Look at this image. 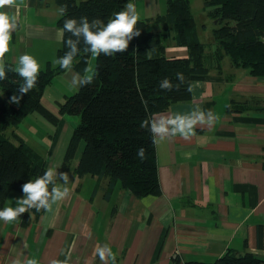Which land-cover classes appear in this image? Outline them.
Masks as SVG:
<instances>
[{
  "label": "crops",
  "instance_id": "0c3cea01",
  "mask_svg": "<svg viewBox=\"0 0 264 264\" xmlns=\"http://www.w3.org/2000/svg\"><path fill=\"white\" fill-rule=\"evenodd\" d=\"M59 8L56 0H23L19 7L0 9L17 18L4 66L16 68L22 54L33 56L40 69L55 65L63 38L57 26ZM198 13L194 17L199 39L209 43L215 20L204 6ZM149 17L140 19H153ZM160 29L159 25L154 31ZM166 56L185 58L187 50L169 41ZM208 61L209 75L192 82L191 99L155 115L159 120L211 110L217 117L211 126L198 124L190 140L177 136L155 143L160 194L136 198L115 187L106 197V180L73 172L81 144L67 172L66 199L28 225L21 224L23 214L12 222L0 220V264L17 258L21 264L25 258L38 264L65 259L68 264H102L96 249L104 245L115 254V264H173L176 254L183 261L212 263L227 252L264 260V76L233 66L227 56ZM75 73L72 69L60 75L72 80ZM47 90L43 104L55 111L64 99L46 102ZM31 116L35 114L15 131L35 148L19 130ZM64 117L49 135L44 156L46 168L58 173L71 136L64 145ZM204 119L209 120L207 113ZM54 153L60 161L53 162ZM22 197L10 193L4 207H16L15 200Z\"/></svg>",
  "mask_w": 264,
  "mask_h": 264
},
{
  "label": "trees",
  "instance_id": "16d2710c",
  "mask_svg": "<svg viewBox=\"0 0 264 264\" xmlns=\"http://www.w3.org/2000/svg\"><path fill=\"white\" fill-rule=\"evenodd\" d=\"M67 11L57 20L62 29L65 19L87 17L89 22L107 20L133 0H56ZM208 16L215 20L209 43L201 42L189 0H166V9L153 19H139L135 28L138 37L129 41L123 53L96 58L92 84L79 87L72 95L58 103L57 113L43 104L46 88L64 71L49 63L40 69L36 86L18 104L10 98L19 94L22 83L12 65H5L6 79L0 81V210L10 193L23 195L21 186L30 179L42 176L47 170L44 155L23 140L16 131L26 117L38 114L54 129L63 115L78 116L68 141L60 172L67 173L82 144L76 176H92L107 181L105 196L115 187L128 191L136 198L160 194L157 176L156 147L153 137L141 124L155 120V115L166 112L172 105L191 99V84L204 80L210 72L209 59L219 61L227 56L232 65L248 70L253 76H264V0H203ZM160 23L159 31L150 30L149 23ZM76 40L64 32L57 56L69 49L64 41ZM169 41L185 47V58H168ZM214 46V48H213ZM80 49L73 62V70L84 73L90 54ZM183 73L184 82L176 79ZM164 78L178 87L161 90ZM232 107V106H230ZM140 147L145 158L137 156ZM58 180V179H57ZM56 180V182H57ZM52 186V185H49ZM44 212L30 209L22 216L21 224L28 225ZM173 264H264L251 254L237 256L227 252L215 262L183 261L177 254Z\"/></svg>",
  "mask_w": 264,
  "mask_h": 264
},
{
  "label": "clouds",
  "instance_id": "9594fccd",
  "mask_svg": "<svg viewBox=\"0 0 264 264\" xmlns=\"http://www.w3.org/2000/svg\"><path fill=\"white\" fill-rule=\"evenodd\" d=\"M22 3L23 0H19V3L18 0H0V9L19 7ZM66 11V6L58 9L62 16ZM139 19L140 14L133 3H126L121 11L114 13L107 20V23L100 19H93L89 22L87 17H80L78 20L75 18L65 19L61 34L63 35L64 32L71 33L73 37H76V40L67 38L64 41L69 50L63 56L56 58L54 63L63 70L72 71L74 59L80 52L78 44L81 38L85 45L84 52L89 53L93 59L98 58L101 54L112 56L116 53L125 52L129 41L140 35V31L135 28ZM16 28L17 18L7 11L0 10V81L6 79L5 66L2 61L5 54L10 51L11 33ZM14 71L21 78L22 83L17 89L19 94H14L10 98V102L18 104L20 99L36 86L40 64L33 56L22 54ZM96 75L95 68L89 66L83 75L79 72L75 73L70 82V87L78 89L90 85ZM176 79L183 83V73L178 72ZM159 87L161 90L171 91L178 85L174 86L168 78H164L160 81ZM206 113L209 116L208 121L204 119ZM216 119V115L211 110H198L189 115L175 114L172 118L145 120L141 126L147 128L153 137V142L158 143L177 136L184 140H190L195 134V127L198 124L211 126ZM157 137H159V141ZM137 156L141 160L145 158L143 147L138 149ZM57 179L63 183H56ZM68 182L67 173H58L53 167L47 168L42 176L30 179L21 186L23 197L15 200L16 207L7 206L0 210V220L6 223L15 221L30 209L36 211L43 209L45 212H51L54 204L69 196V188L66 186ZM49 185H52L50 190ZM96 252L102 264H109V262L115 264V254L108 245L98 247ZM12 264H21V260L17 258L12 261ZM23 264H38V261L34 258H25ZM51 264H68V261L67 259L63 261L53 260Z\"/></svg>",
  "mask_w": 264,
  "mask_h": 264
},
{
  "label": "rangeland",
  "instance_id": "374dc122",
  "mask_svg": "<svg viewBox=\"0 0 264 264\" xmlns=\"http://www.w3.org/2000/svg\"><path fill=\"white\" fill-rule=\"evenodd\" d=\"M203 0H189L190 7L194 13H198L200 8L202 9L203 6ZM129 3H133L136 6L137 11L140 14V17L144 18L147 16H150L149 18H154L155 14L163 13L166 9V0H137V2L132 1ZM156 3V6L153 5ZM199 14V13H198ZM144 16V17H143ZM203 16L198 17V19H202ZM160 23L151 21L149 23V29L155 30ZM89 66H93L95 68L96 66V59H93L92 57L89 59L88 64L86 68ZM56 76L53 79V82L51 85H49V88L47 87V93L45 94V100L46 102L52 104L54 100H59L60 98H63L65 95H72L74 94L78 89L70 87L71 80L69 78H66L63 75ZM46 91V90H45ZM60 101V100H59ZM62 101V100H61ZM54 113H57L58 105L54 107ZM63 119V118H62ZM63 123L66 127L64 131L66 132V136L64 139V145L67 142L68 137L70 136L73 128L77 125L79 122L78 116H72V115H65L63 119ZM19 130H23V132L26 134V137L28 138V141L38 150L42 155H46V145L49 146V135H53L54 133V127L50 122H48L46 119H44L42 116L35 114V116H31L24 124H21L19 126ZM34 134L35 136H32ZM48 135V137H47ZM38 138L36 141L32 138ZM33 140V141H31ZM64 146L60 147V157L63 155ZM60 157H58V154L56 155L54 153L53 155V162H56V158H58V161H60ZM51 160V159H50ZM56 164V163H55ZM59 165L56 164V167Z\"/></svg>",
  "mask_w": 264,
  "mask_h": 264
},
{
  "label": "water",
  "instance_id": "95a60500",
  "mask_svg": "<svg viewBox=\"0 0 264 264\" xmlns=\"http://www.w3.org/2000/svg\"><path fill=\"white\" fill-rule=\"evenodd\" d=\"M214 24H216V21H215V23Z\"/></svg>",
  "mask_w": 264,
  "mask_h": 264
}]
</instances>
